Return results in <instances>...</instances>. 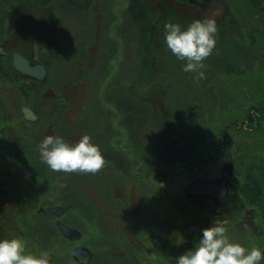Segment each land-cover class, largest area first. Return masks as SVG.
<instances>
[{
	"label": "flooded vegetation",
	"instance_id": "1",
	"mask_svg": "<svg viewBox=\"0 0 264 264\" xmlns=\"http://www.w3.org/2000/svg\"><path fill=\"white\" fill-rule=\"evenodd\" d=\"M187 1L188 6H184L181 1L175 3L172 0H164L162 3L158 0H148L147 3L139 6H175L180 11L189 12L195 8L197 11L200 6H206V10L211 7L212 15L217 14V18L224 15L228 6L225 0ZM124 3L127 4V2ZM224 6L226 7L223 8ZM97 7L92 8L95 11L93 20L95 35H92V44L86 48V51L82 50L72 64L70 50L75 47V42H71L73 40L71 35L74 33L71 34V30L64 27L67 20H63L61 24L54 22V15L57 13L56 15L59 16L56 11L60 9L59 6L54 5V0H0V118L9 120V123L3 126L1 134L4 136V144L8 145L11 153L6 156H4L5 153L0 155V171L2 172L0 175L10 177L17 174L23 178V180L22 178L1 180L3 178L0 176V201L5 200L9 203L13 201L14 194H18L17 197L20 196L21 181L29 188L43 186L39 174L29 161L31 151L40 153L39 145L46 136L57 135L64 138L66 142L74 144L83 135H89L91 141H95V145L99 146L106 161L100 172L96 174L55 172L47 166L51 172V179L48 181V199L53 205L40 206L36 212L38 214L39 209L54 206H62L66 209L60 218L49 214L46 216L38 214L41 218H45L42 222L49 226V228L41 229L42 234L49 241L54 242L55 238L62 237L67 244H72L82 238L81 230L73 226L68 218L70 206L72 207V192L73 194L77 192L72 190L76 186L82 188L84 194L91 196L97 205L94 216L100 234L107 232V229L111 232L108 237L111 241L110 247L101 245L99 249L97 248L98 250L89 249L90 259L96 255L101 264H151V260L145 254V250H151V248L163 251L159 257L162 263L177 264L179 255L193 248L202 237L201 235L196 238L189 231L180 230L181 227L188 225L189 222L186 220L188 217L194 220L192 221L194 224L199 223V219H203L207 222V226L204 225L203 228L211 226L215 221L214 218L227 221V234L230 240L246 248L252 247L250 243L244 244L241 241L240 234H233V232L238 228L245 230L247 225L253 231L255 230L254 207L244 208L240 214L229 220L225 218L224 211L216 206L218 204L227 206L226 203L231 197L229 187L235 189L237 185L230 174V168L223 166L218 173L214 174L217 166L211 159L214 155L213 150L207 156L198 158L194 168L184 163L166 167L163 161L164 156L158 160L151 157L153 152L164 154L165 148L164 150L155 148L161 143L160 138L157 137V126H160L159 121L166 123L175 120L179 113L178 105L173 99L166 98L168 91L163 86L148 89L145 93L147 95L143 98H135L131 90L130 97L119 99L116 81L123 58L118 46H121L120 39L116 35V26L119 21L118 19L114 21L111 37L105 36L103 29L105 15ZM78 8L85 16L84 6L79 4ZM115 14L118 17V10ZM81 33L85 40L88 39L85 29L82 28ZM103 37L111 41L110 48L105 50L102 46L100 47ZM15 54L27 59L31 66L38 67V71H41L43 66L45 74L42 78L28 77L22 73V70L16 69L13 62ZM61 60L63 62L56 64ZM108 65L110 68L107 67ZM77 71L82 72L84 79L72 81ZM99 73L102 76L101 83H98ZM59 75L63 77L59 79ZM55 76H58V82ZM66 76L69 77L68 81L63 80ZM110 85L114 86V90L107 92L106 89ZM130 88L133 89V85ZM92 95L98 97L94 100H98V107L93 116H84L91 121L89 125H86L82 116L85 113L86 103ZM78 96H80L79 100H77ZM77 107L81 112L79 111V115L72 118L71 113L76 111ZM24 109L32 113L27 115L28 118L24 115ZM65 110H67L66 114ZM62 115L64 129L62 132L56 131L62 124ZM58 116L59 120H56ZM81 122L87 130L80 126ZM246 123L249 124L250 121L246 120ZM246 129L257 130V126L251 129L246 127ZM176 132L174 128V134ZM152 135L156 137L154 145H152L154 143ZM168 137L166 135L163 141ZM176 145L177 142L173 140V148ZM23 160L27 162L23 164ZM200 162L207 167V172H213L212 176H204L197 171ZM183 167L194 177L179 192L183 196L182 209L175 211L176 206H170L167 201H160L157 204V201L152 199V194H155L157 198L166 199L167 183L175 176L176 173L173 174V172ZM24 169H28L31 173V181L23 177ZM183 174L184 172H181V177L184 176ZM195 181L220 182L223 185L219 186L222 189L218 192L212 191L211 195L188 194L186 191L188 186ZM5 190L9 192L8 195ZM79 206L82 208L80 213H72L81 217V221L87 220L89 214L84 211L83 203L80 201ZM167 208L173 210L168 213ZM189 208L191 210L187 215L186 211ZM2 209L0 216L10 219L13 217L14 213H8L6 207ZM211 218L213 221L210 222ZM57 220L80 231L81 238L77 240L65 238L56 226ZM3 222L5 221L0 219V239L11 238L12 228L6 227L7 232H5V228L2 227ZM157 222L158 233L154 235L151 233V226ZM167 224L171 225L169 232H166ZM52 226L57 229L55 230L57 233H53ZM161 227L165 228L161 230ZM113 247L118 249L115 250ZM260 250L264 254V247ZM61 264H64V260ZM260 264H264V260Z\"/></svg>",
	"mask_w": 264,
	"mask_h": 264
},
{
	"label": "rangeland",
	"instance_id": "2",
	"mask_svg": "<svg viewBox=\"0 0 264 264\" xmlns=\"http://www.w3.org/2000/svg\"><path fill=\"white\" fill-rule=\"evenodd\" d=\"M100 1L102 2V4H104V6L100 5L98 7L100 12L105 15L103 17L105 20L103 26L105 36L108 35V37H111V23H113L117 19L115 17L116 10H118L119 12V37L122 40V42L120 41V44L123 45L122 53H124V57L122 58L120 67L122 69L125 68L126 70L118 75V80L116 81L117 88L120 89V86L123 85V80L129 79L128 82H132L135 88H137V90L141 92L140 94L146 96L147 94L145 93H147L148 89L152 90L153 88L157 89L160 86H163L168 91L167 98L173 99V101L178 105L179 113L177 117L175 118V120L166 123L171 124L172 127L174 126L175 130L177 131L176 134L172 136V141L174 140L177 142V145L175 148H173V151L176 153L175 157L177 156V154L179 156L176 157L174 161L171 160L172 162H170L169 160L165 161V159H163V161H165L166 163V167L184 163L186 165L189 164L192 168H194V165L199 160L198 158L207 156L208 153L213 150L214 155L211 156V159L217 166V170L214 171V174L218 173V171H220L223 166L228 169L230 168V174H232V177L235 180V184L237 185L235 189L229 187V194H232L231 197L234 198V200H232L231 202H235V200L241 199L244 202L243 206L241 207L242 209L250 207L252 205L251 207H254V209L256 207V210L258 211V224L263 232L259 231V234H257V236L253 239H250L249 234L243 236L241 232V241L244 244L250 243L251 246L259 248L264 247V146L259 143V137L257 138L258 140H254V142H252L251 135L247 133L248 130L245 134L238 136V134L234 133L235 130L230 129L233 127V124H236V122H238L234 119L235 114L241 112V110L246 111L250 104L253 105L255 102H260L261 100L264 101V47H261L264 43L262 41L264 39V22L256 21L249 16V13H243L238 18V20H241L243 23L242 27L240 26V29L239 27H236V29H231L228 32L230 33V36H228V38H225L224 36L222 37V34L218 30L219 32H217L216 35V46L211 56H209L204 61L205 68L203 69V71L205 74V78L203 79L197 80L195 78V73L184 72V62L181 63L180 69L176 68L174 70V72L178 73L180 76L174 77V73L171 74L166 69H160L159 65L163 66V64H159L155 69H147L145 72V76H143V74H141L138 70H132V68L129 67L131 61L133 63L132 65L138 64V62L140 61L137 57L133 59L134 52H137V47H140L146 40L145 37H142L144 34L141 33L143 31L142 24L140 23V21L136 20L135 13L133 14V16H131L128 8H126L127 4H125L124 2L129 1L117 0V3H115V0ZM144 1H140V4H144ZM172 1L176 3L175 0ZM227 1L233 8V5L236 3V1ZM248 1H250L251 4L256 7L264 6V0ZM184 2L185 3H182L184 6L188 4V1ZM59 7V11H56L58 12L59 16H57V13H55L54 22H59L61 24L63 20H67V23L64 27L69 28L71 30V34L74 33V35H71L73 38L71 42H75L74 46L77 50H79V53L84 49L86 51V48L92 44L93 36L90 33V30H93V18H95V16H90L93 6H89V3L87 6H84V9H86V13L88 12V16L87 14L83 16V11H81L78 6H68V8L67 6ZM167 7L169 8L170 6ZM204 8V6H201V8H197V11H195V8L191 12L187 10H183V12L185 13V15L188 14V16H190V14H195L196 16L198 15L200 19L204 17H210L212 15L211 7H208V10ZM142 13L146 14L147 11H142ZM153 14H155V12H153ZM111 15H113V17H109ZM215 16H217V14ZM216 19L218 26L219 19L217 17ZM152 23L153 22H150L149 25H152ZM82 28L85 29L87 31V34L90 35H88V39L86 40L83 37V33H81ZM132 28H136L135 34H132ZM137 28L139 29L137 30ZM221 29L223 30V28ZM236 30L238 32H236ZM133 38L138 39H136L134 43H132ZM224 38L227 41L230 40L232 43H228L229 45L226 44L228 45L227 47H229L231 55H235L237 51L240 52V47L236 46V43L240 44L239 46L246 49H243L244 54L239 53L234 57L232 55L230 61V59L227 58V50L222 48L224 46L221 44V42L222 40H224ZM101 40L102 41L100 47L102 46L103 50L110 48L111 41H107L106 37H103ZM232 40H235L236 43H233ZM260 43L262 44L261 46ZM72 54L75 55L74 53ZM125 55H127V62L125 60L126 64L124 62ZM71 59L72 58H70V60ZM61 62L63 61H57L56 64H59ZM224 63L226 67L221 66V64ZM107 67L109 68L110 66L108 65ZM128 71L131 73L132 78L129 77L130 75H128ZM55 77L56 81L58 82L59 79L63 76L59 75V79L58 76ZM98 78V83H100L102 81L100 80L102 78L101 73H99ZM65 79L66 81H68L69 77L66 76L63 80ZM76 79H84V77L82 76V72L77 71V74L72 79V81ZM56 81L54 83H56ZM107 90L111 92L112 90H114V86H108ZM95 98L98 99L96 95H92L87 101L85 106V113L83 114L82 118L85 115L93 116V114L96 112L98 107V100L94 101ZM79 99L80 96L77 97V100ZM79 111V107H77L76 111H72V118L77 117L81 112ZM64 113L66 114L67 110H65ZM63 115L61 116L62 124L59 125L56 131L61 130L62 132V130L64 129ZM56 120H59V116L56 118ZM83 120L86 125H89V123L91 122L88 117H84ZM251 120V124H253V121L254 123L260 122L259 116H257L255 120ZM8 123L9 120L0 118V129L2 125ZM79 124L82 128H85L87 130L84 123L81 122ZM159 127L160 126H157V128ZM249 127L250 126H248V128ZM251 128L252 127H250V129ZM249 132H251V130ZM153 138L154 143L152 145H154L156 142V137L153 136ZM4 141V136L0 131V149L4 145ZM247 142H249V144ZM92 143L95 144V141H93ZM166 156L172 157V154L170 153L169 155L168 153H166L165 157ZM151 157L153 158L152 153ZM245 157L248 158L244 160ZM250 157L254 158V160L253 158L251 159V161L253 160V162L249 160ZM248 161L251 162L249 166H247ZM29 162H31L37 169H41L38 167H42L43 165L46 166V164L42 162L40 153H33L32 151ZM206 168L207 167L203 166V164L201 163L199 166V170L197 171L199 173L201 172V174H203L204 176H212L213 172H207L208 170H206ZM181 172H184L183 177H181ZM173 174H175V176H173L170 182L167 183L168 191H166L165 194L166 199L159 197L157 198L155 194H152V199L156 200L157 204L160 201H167L170 206H176L174 209L176 211V209H182L181 202L183 201L181 200L183 196H181L182 194L180 195L179 192L183 190L187 182H190L193 179L194 175L187 171L184 167L182 169L174 171ZM5 177L6 176H4V178ZM9 178L15 180L16 178H21V176L19 177L17 176V174H15L11 175L7 179ZM43 178H48L46 176V173H44ZM243 186H245L246 189ZM10 190H12V188ZM72 191L77 192L76 194H73L72 192V207L70 206L68 218L70 221H72L73 226H76L81 230L82 238L77 243L72 244H67L65 239L60 236V238H55L53 247L49 248L48 250L51 251L52 257L55 260L56 264H61L63 260L64 264H82L73 259L70 255V252L78 246H83L88 250L90 249L91 251H95L98 250L101 245L102 247H110L109 245H111V241L108 239V237L111 235V232H109L108 229L106 230L105 228L108 233L105 232L100 234V230L97 229L98 226L95 223L94 216L97 205H95L93 198L88 194H84V190L82 188L74 186V190ZM238 194L241 196V198L238 197ZM256 195H258V197L260 196L259 200L257 199L258 197ZM79 201L83 203L84 211L89 214L87 216V220L81 221V217L75 215L76 213H80V210H82V208L79 206ZM249 201L250 206H245L244 204H248ZM216 206L219 209L222 208V204H218ZM167 210L169 213V211L173 209L167 208ZM190 210V208L187 209V215ZM205 210H207V208H205ZM192 211H194V209H192ZM72 212L75 214H73ZM186 220L189 222L188 225L185 227H181L180 230H183V232L189 231L195 237H198L199 235L201 236L202 229H204L203 226L201 224L196 225L192 223V221L194 220L191 219V217L186 218ZM157 225L158 222L153 223L151 226V233H153L154 235L158 233L157 229L159 226L156 227ZM107 226L109 225L107 224ZM2 227H4L5 232H7L6 227H8V225L5 224V222L2 223ZM18 228L22 229L19 237L27 241V247H29L28 249L30 251L36 252L37 254L40 251H44V248H42L40 244L35 245V249H32L30 247V245H32V233L26 225L22 228L20 225ZM164 228L161 227V230H163ZM55 230L57 229L53 228V233L55 232ZM233 234H235V231L233 232ZM43 236L45 237V235ZM45 239L47 238L45 237ZM113 248L115 250L118 249L117 247ZM108 250L109 249H107V251ZM125 251L129 250L125 249ZM129 252H131V250ZM162 253L163 251L161 249L156 248L145 250L147 258L151 260V264H169L168 262L162 263V261L159 259L160 254ZM88 264L101 263L98 261L97 256L94 255L90 259V262Z\"/></svg>",
	"mask_w": 264,
	"mask_h": 264
},
{
	"label": "trees",
	"instance_id": "3",
	"mask_svg": "<svg viewBox=\"0 0 264 264\" xmlns=\"http://www.w3.org/2000/svg\"><path fill=\"white\" fill-rule=\"evenodd\" d=\"M128 1L129 2H127L126 8H128L131 16H133V14L135 13L136 20L140 21V23L143 26L142 30L144 32L142 31L141 33H144V34L142 37H145V39H146L145 42L140 47H137L138 48L137 52L133 51L134 52L133 59L137 57L140 61L138 62V64H134V65H132L133 63L131 61L129 67H131L132 70L133 69L138 70L141 74H143V76H145V74H146L145 72L147 69H150V68L155 69L158 67L159 64H163V66L159 65L160 69H162V70L166 69L171 74L174 73V77L180 76L178 73H175L174 70L176 68L180 69L182 61H179L167 49L166 44H165V40H164V25L167 22L171 21L173 23H179L181 25L182 29H186L187 26L194 19H198L199 16H196L195 14L190 15V16H188V14L185 15L183 10L180 11V9H178L175 6H170L169 8L167 6H139L140 2H138L136 0H128ZM158 1H160L162 3L164 0H158ZM175 1H181V2L183 1L182 3H185L184 1H187V0H175ZM225 1L228 4L227 11L224 13V15L222 17H218L219 24H220V25L218 24V30L222 34V37L224 36L225 38H228V36H230V33H228V32L231 29H233V28L236 29V27H239V29H240V26L242 27L243 23L241 20L239 21L238 18L243 13H249V16L252 17L253 19H255L256 21L264 22V6H257V7L253 6L251 4V2L248 0H235L236 3L233 5V8H232L230 3L227 0H225ZM147 2H148V0L144 1V3H147ZM88 3H89V6L90 5H92V6H96V5L97 6H100V5L104 6V4H102V2L100 0H54L55 6H76V5L78 6L79 4H81L82 6H87ZM115 3H117V0H115ZM204 7L206 8V6H204ZM199 8H201V6ZM142 11H147V13L143 14ZM153 12H155V14H153ZM86 14L88 16V12ZM92 15L93 16L95 15V11L91 9V16L90 17H92ZM109 17H113V15H111ZM115 17L118 19L116 14H115ZM93 20H94V18H93ZM146 21H148L149 23L150 22H153V23H152V25H149V23ZM119 22L116 26L117 37H119V28H118V26L120 24ZM113 24H114V22L111 23V27L113 26ZM94 28H95V25L93 26V30L92 29L90 30V33L92 35H95V33H94L95 29ZM221 28H223V30ZM135 29L136 28H132V34H135ZM138 29L139 28H137V30ZM137 30H136V33H137ZM236 32H238V31L236 30ZM87 35H89V34H87ZM225 38L221 42V44L224 46L222 48L227 50V58L230 59V61H231V56L233 54L231 55L229 47H227V46L229 44H232V43L230 40L229 41L225 40ZM119 39L122 42L120 37H119ZM136 39H138V38H136ZM136 39L133 38L132 43H134V41ZM113 40H115V39L113 38ZM262 41L264 42V39ZM232 42L236 43L235 40H232ZM226 44H228V45H226ZM239 45L240 44L236 43V46L240 47V50H239L240 52L237 51V53L235 55H233V57L237 56L239 53L244 54L243 49L244 50H246V49L239 46ZM261 45L262 44L260 43V46ZM118 46L120 47V51L122 53L123 52V49H122L123 45L121 44V46L120 45H118ZM261 47H264V43ZM72 49L70 50V58H72L71 63L73 62V60H75L79 56V50H77L76 47H72ZM241 52H243V53H241ZM72 53H74L75 55H73ZM123 54L124 53H122V55ZM126 57H127V55H125L124 62H125V60L127 62ZM216 58H217V56H216ZM167 61H170V62H167ZM126 62H125V64H126ZM170 65H171V68H170ZM221 66L226 67L225 63L221 64ZM124 70H126V69L121 68L120 71L118 72V75L123 73ZM128 75H130L129 77L132 78L131 73L129 71H128ZM121 78H123V77H121ZM121 78H120V80H121ZM128 80H123V82H122L123 87L120 86V89H118L119 99H124V98L126 99V98L130 97V95L132 93L131 90H133V94H134L133 96L135 98H143L144 95L140 94L141 92H139L137 90V88H135V86L132 82L129 83ZM131 85H133V89L130 88ZM106 91L110 92L107 89H106ZM147 92H148V90H147ZM97 93H99V91H97ZM166 93H168V92H166ZM167 96H166V98H167ZM258 114H260V116H259L260 122L254 123V121H253V124H251V121H252L251 119L255 120L256 117L258 116ZM247 117H248V119H247ZM234 119H235V121H238V122H236V124H233L232 128H230L232 130H235L234 133L238 134V136L243 135L247 131L246 127H248V126L255 127V125H256L257 130L251 129V132H249L250 130H248L247 133L251 135L252 142H254V140H258L257 138L259 137L260 138L258 140L259 143H261L262 146H264V101L263 100H261L260 102L259 101L255 102L253 105L250 104V106L246 109V111L241 110V112L235 114ZM246 120L250 121V123L248 125L245 123ZM159 124H160V127L158 128L157 137L160 138L161 143L157 144L155 148H159V149L161 148V150H164V148H165V150H164V154L162 152L161 153L160 152H153L152 153L153 158L158 160L159 158H162L163 156L165 157L166 153H168L169 155L171 153L172 157L166 156L165 161L169 160L170 162H172L171 160L174 161V159L179 156L177 154V156L175 157L176 153L174 151H171V149L174 147L173 141H172V136L175 135L174 134V128L175 127L174 126L172 127L171 124H167V123L160 122V121H159ZM4 125L1 126L0 131L3 130ZM237 126H240V127H237ZM166 135H168L169 137L166 138L165 141H163V138ZM247 143L249 144V142H247ZM159 145H160V147H159ZM1 154H4V156L11 154L10 151L8 150V145L4 144L1 147L0 155ZM246 158H248V157H245L244 160H246ZM252 158L253 157H250L249 160L251 161ZM253 160H254V158H253ZM253 160L251 162H253ZM16 162H18V160ZM26 162L27 161H24L23 164H25ZM251 162L248 161L247 166H249ZM243 165H245V164H243ZM38 168H41V169L35 168V170L39 174V178L42 180L43 186H37L36 188L35 187L29 188V187L24 186L25 184L23 183V181H21L22 186H21V192L20 193L22 196L20 195L17 197L18 194L17 195L14 194L13 201H10L9 203L5 200L0 201V211L3 210L2 208L6 207V211L8 213L9 212L14 213L13 217L10 219L9 217L5 218V217L0 216V219H3L10 228H13L11 238L19 237L21 232H22V229H20L18 227L21 225V228H22L23 226L26 225L31 230V233H32V243H31L32 245L29 244L30 247L32 249H35L36 248L35 245L40 244V246L42 248H44V250H48L49 248L53 247V241H49L48 238L45 239V237L42 235L41 229L42 228H44V229L49 228V226L47 223L42 222L45 220V218H41L40 216H38L36 211L40 206L47 207V206L53 205L52 201L48 199V193H49L48 181L51 179V172L48 169L47 165L46 166L43 165L42 167H38ZM1 173L2 172L0 171V174ZM44 173H46V176L48 177L47 179L43 178ZM1 178H3V179H1ZM1 178H0L1 180H4V179H7L8 176L6 175L5 178H4V176L3 177L1 176ZM21 178H22V176H21ZM34 179H35V177H34ZM22 180H23V178H22ZM29 186H31V185H29ZM243 187H245V186H243ZM245 189H246V187H245ZM5 192L7 195L9 194L8 191L5 190ZM256 196L258 197V195H256ZM238 197L241 198V196L239 194H238ZM257 199L259 200L260 196ZM232 200H234V198L230 197V199L227 201V203L225 202L227 206H224L222 204V208H220V209H222V211H224V214L226 216L225 218L229 219V220H231L232 217H235V215L240 214L241 211L244 210L241 208L243 206V203H244L243 200L237 199V200H235V202H231ZM249 203H250V201L248 202V204L245 203L244 205L248 206ZM218 212H219V210H218ZM255 213L256 214H255L254 222L252 221L253 225L255 227L254 228L255 230L253 231L250 228V226L247 225L248 227L245 230H243L242 228H238V229L236 228L237 230L235 231V234H240L242 232L243 236H246V234H249L250 239H253L254 237L257 236V234H259V231L263 232L261 227H259V224H258V211L256 210V207H255ZM199 220H200V222L196 223V225L201 224L202 226H204V225L207 226V222L203 221V219H199ZM214 220H216V218H214ZM10 221H13V222L10 223ZM211 221H213L212 218L210 219V222ZM53 225H54V223H53ZM167 225H169V226H166V228L168 229V230L166 229V232H169L171 226H170V224H167ZM198 237H200V235ZM198 237H196V238H198ZM27 248H29V247H27ZM261 248H263V247H261ZM52 264H56L53 257H52Z\"/></svg>",
	"mask_w": 264,
	"mask_h": 264
},
{
	"label": "clouds",
	"instance_id": "4",
	"mask_svg": "<svg viewBox=\"0 0 264 264\" xmlns=\"http://www.w3.org/2000/svg\"><path fill=\"white\" fill-rule=\"evenodd\" d=\"M218 32L215 15L194 19L186 29L171 21L164 25L167 49L183 63V71L195 73L196 79L205 78L204 61L216 46ZM42 162L52 171L65 173L96 174L105 166V159L98 145L89 135H83L71 144L57 135L46 136L39 145ZM227 221L215 220L202 229V237L177 258V264H260L264 254L258 247L246 248L230 240ZM0 264H52L49 250L36 252L27 248L21 237L0 239Z\"/></svg>",
	"mask_w": 264,
	"mask_h": 264
},
{
	"label": "water",
	"instance_id": "5",
	"mask_svg": "<svg viewBox=\"0 0 264 264\" xmlns=\"http://www.w3.org/2000/svg\"><path fill=\"white\" fill-rule=\"evenodd\" d=\"M225 7L226 6H224L223 8ZM13 62H14L15 68L22 70V73L28 77H35L36 79L37 78L41 79L42 76L45 74L43 66H42L43 69H41V71H38L39 70L38 67L31 66L30 62L24 57L20 56L19 54L14 55ZM28 114L31 115L32 114L31 111L28 109L27 110L24 109V115L26 116V118H28L27 117ZM23 177L26 180L31 181L32 175L28 169L23 170ZM220 185H223V184H221L220 182L213 183V182L195 181L194 183H191L188 186L186 191L188 194L201 193V194L211 195L212 191L218 192L220 189H222L221 187H219ZM65 211L66 209L62 206H54V207H49L47 209L41 208L39 209L38 214L42 216H46L49 214V215H53L55 217L60 218L63 216ZM56 226L58 230L60 231V233L65 238H68L70 240H77L81 238L80 231H78L75 228H72L71 226L66 225L61 220L56 221ZM71 256L73 259H75L78 262H83L84 264H88L90 260V251L86 247L78 246L71 251Z\"/></svg>",
	"mask_w": 264,
	"mask_h": 264
}]
</instances>
